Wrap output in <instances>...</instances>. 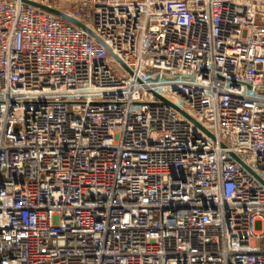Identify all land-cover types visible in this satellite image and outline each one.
<instances>
[{
    "label": "built area",
    "instance_id": "obj_1",
    "mask_svg": "<svg viewBox=\"0 0 264 264\" xmlns=\"http://www.w3.org/2000/svg\"><path fill=\"white\" fill-rule=\"evenodd\" d=\"M67 1L113 54L0 0V264H264V0Z\"/></svg>",
    "mask_w": 264,
    "mask_h": 264
},
{
    "label": "water",
    "instance_id": "obj_2",
    "mask_svg": "<svg viewBox=\"0 0 264 264\" xmlns=\"http://www.w3.org/2000/svg\"><path fill=\"white\" fill-rule=\"evenodd\" d=\"M32 4H34L35 6H38V7H40V8H42V9H44V10H46V11H49V12H51V13H54V14H56V15H59V16H61V17H63V18H65L66 20H68V21H70V22H72V23H74V24H76V25H78V26H80V27H82V28H84L85 30H87L91 35H93L101 44H103L107 49H108V51L110 52V53H112L113 54V52H112V50L110 49V47L99 37V36H97L92 30H90L85 24H83L81 21H79L78 19H76V18H74V17H72V16H70L69 14H67L66 12H64V11H62V10H60V9H57V8H54V7H50V6H47V5H44V4H41V3H38V2H31ZM115 56V55H114ZM117 58V57H116ZM118 59V58H117ZM119 60V59H118ZM164 100V102H166V103H169V104H171V105H173L174 106V104H172V103H170L168 100H166V99H163ZM175 108H177L179 111H181V112H183L179 107H177V106H175ZM184 113V112H183ZM196 124H198L199 125V123L198 122H196L194 119H192ZM236 157V159L237 160H239L240 162H241V160L237 157V156H235Z\"/></svg>",
    "mask_w": 264,
    "mask_h": 264
},
{
    "label": "rangeland",
    "instance_id": "obj_3",
    "mask_svg": "<svg viewBox=\"0 0 264 264\" xmlns=\"http://www.w3.org/2000/svg\"><path fill=\"white\" fill-rule=\"evenodd\" d=\"M50 2L61 10H69L72 9V4L69 3L67 0H50Z\"/></svg>",
    "mask_w": 264,
    "mask_h": 264
}]
</instances>
